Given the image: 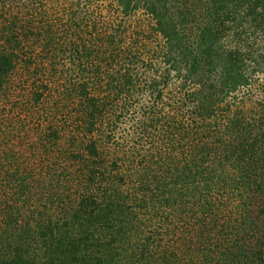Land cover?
<instances>
[{
    "label": "trees",
    "instance_id": "trees-1",
    "mask_svg": "<svg viewBox=\"0 0 264 264\" xmlns=\"http://www.w3.org/2000/svg\"><path fill=\"white\" fill-rule=\"evenodd\" d=\"M0 264H264V0H0Z\"/></svg>",
    "mask_w": 264,
    "mask_h": 264
}]
</instances>
